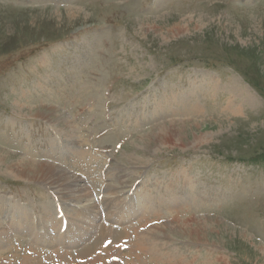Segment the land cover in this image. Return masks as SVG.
Listing matches in <instances>:
<instances>
[{"label":"rangeland","instance_id":"1","mask_svg":"<svg viewBox=\"0 0 264 264\" xmlns=\"http://www.w3.org/2000/svg\"><path fill=\"white\" fill-rule=\"evenodd\" d=\"M138 179L152 188L119 213L139 228L130 251L125 225L103 218L95 237L58 241L50 192L70 237L92 192ZM102 248L106 264H264V0H0V264Z\"/></svg>","mask_w":264,"mask_h":264},{"label":"bare ground","instance_id":"2","mask_svg":"<svg viewBox=\"0 0 264 264\" xmlns=\"http://www.w3.org/2000/svg\"><path fill=\"white\" fill-rule=\"evenodd\" d=\"M72 15V14H71ZM212 83V82H211ZM166 132V130L163 128V127H161L160 128V133H157L158 135H163L164 133ZM156 134V135H157ZM167 136V135H166ZM167 138V137H166ZM158 139L160 140V138L158 137ZM43 165V164H42ZM10 168H12L10 165H8ZM12 166H14L15 168H17V169H20L21 170V173L19 174V173H17V172H15V170L12 168V170L15 172V173H17V174H19V175H21V176H31L32 174H34V173H38V172H40V170H38L37 168H35V167H37V166H35V167H33L34 165H32V166H30V165H28V164H25V163H14V164H12ZM45 166V165H44ZM42 169V168H41ZM42 170H44V172L46 173L47 172V174H50L51 176L50 177H52V176H56V177H58L57 178V180H56V182H53V184H55L57 187H61L62 188V186H63V184H61V182L60 183H58V181H60L61 179H63L62 178V175H64L61 171H59V170H57L56 168H54V167H52V166H50V167H47V168H44V169H42ZM67 177V176H66ZM66 181H67V178H66ZM178 183V182H177ZM66 184V183H65ZM68 184V183H67ZM70 184V183H69ZM173 187V186H172ZM191 188V187H190ZM166 189V188H165ZM178 191V190H177ZM169 192H171V191H168V193ZM173 192V191H172ZM148 193V192H147ZM194 193V192H193ZM146 194V193H145ZM174 195V194H173ZM147 197V196H146ZM156 201V200H155ZM154 201V202H155ZM162 201V200H161ZM157 202V201H156ZM160 202V201H159ZM150 203V202H149ZM163 204V203H162ZM143 205H145V204H143ZM159 206V205H158ZM181 207V206H180ZM186 207V206H185ZM145 208V207H144ZM143 207L141 208V210L143 211V212H145L147 209H144ZM148 208H150V206L148 207ZM151 210V209H150ZM157 210V209H156ZM151 211H153V210H151ZM151 211H150V213H151ZM160 211V210H159ZM154 212V211H153ZM145 214V213H144ZM155 214V213H154ZM157 215V214H156ZM62 225V224H61ZM187 226V225H186ZM53 230V229H52ZM192 231L194 232V233H199L198 231H203V232H201V233H204V232H210V231H212V228L210 229L209 228V226H206V224L204 223H201L200 224V227L198 228V227H195V228H193L192 229ZM4 232L5 231H3V234H4ZM6 233V232H5ZM188 234V233H187ZM61 235H63L62 233H61ZM148 238H150V237H148ZM89 250V249H88ZM154 259V258H153ZM156 260H157V258H156ZM161 262V261H160ZM181 262V261H180Z\"/></svg>","mask_w":264,"mask_h":264}]
</instances>
